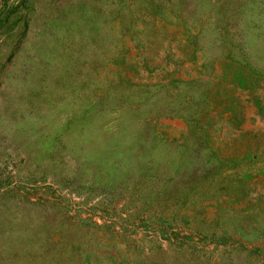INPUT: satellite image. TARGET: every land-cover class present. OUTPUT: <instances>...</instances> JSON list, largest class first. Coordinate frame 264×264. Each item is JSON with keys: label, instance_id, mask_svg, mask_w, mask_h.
I'll return each mask as SVG.
<instances>
[{"label": "rangeland", "instance_id": "rangeland-1", "mask_svg": "<svg viewBox=\"0 0 264 264\" xmlns=\"http://www.w3.org/2000/svg\"><path fill=\"white\" fill-rule=\"evenodd\" d=\"M263 253L264 0H0V264Z\"/></svg>", "mask_w": 264, "mask_h": 264}, {"label": "trees", "instance_id": "trees-1", "mask_svg": "<svg viewBox=\"0 0 264 264\" xmlns=\"http://www.w3.org/2000/svg\"><path fill=\"white\" fill-rule=\"evenodd\" d=\"M250 248H254L256 250H259L260 251V247L256 244H251ZM261 252V251H260ZM261 254V253H260ZM264 254V253H263Z\"/></svg>", "mask_w": 264, "mask_h": 264}]
</instances>
